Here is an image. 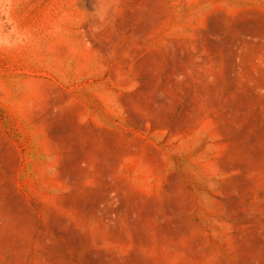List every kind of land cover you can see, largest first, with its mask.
I'll use <instances>...</instances> for the list:
<instances>
[{"label":"rangeland","instance_id":"obj_1","mask_svg":"<svg viewBox=\"0 0 264 264\" xmlns=\"http://www.w3.org/2000/svg\"><path fill=\"white\" fill-rule=\"evenodd\" d=\"M0 264H264V0H0Z\"/></svg>","mask_w":264,"mask_h":264}]
</instances>
